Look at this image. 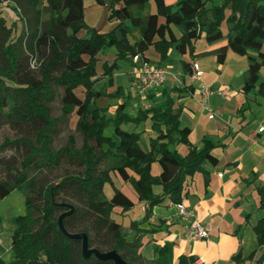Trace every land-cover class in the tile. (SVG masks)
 <instances>
[{
	"label": "trees",
	"instance_id": "1",
	"mask_svg": "<svg viewBox=\"0 0 264 264\" xmlns=\"http://www.w3.org/2000/svg\"><path fill=\"white\" fill-rule=\"evenodd\" d=\"M5 1L0 0V8L10 10L14 25L8 27L0 13V127L8 125L17 137L0 142V199L21 190L25 213L12 218V258L0 264H114L94 254L84 256L82 238L69 236L78 233L86 236L88 249L115 250L126 264H156V259L147 260L140 251L144 230L137 228V222L130 223L136 235L127 239L122 226L111 217L114 207L123 212L133 207V202L114 187L111 172L130 182L138 200L147 203L146 219L151 208L166 196L175 205L181 203L186 178L201 171L206 162L217 163L211 153L215 144L207 137L200 148L191 144L190 129L181 127L180 109H174L166 92L164 101L139 108L135 115L126 111L129 102L124 100L116 105L113 115L107 116V109L97 101L102 97L123 98V89L117 86L107 93L95 84L106 78V86L113 85L119 59L133 64V57L138 55L148 63L144 53L149 48L159 54L160 61L167 59L171 48L193 58L194 44L202 36L208 44L224 38L221 26L225 22V43L215 50L216 61L223 63L228 51L246 57L241 89L249 94L258 86V93L264 95V82L257 85L259 71L264 68V0H222L213 6L207 5L211 0H95L109 9V19L118 21L108 33H98L85 24L84 0H45L41 7L40 0ZM227 7L230 10L226 15ZM18 20L22 21L19 34ZM82 28L87 29L88 36L77 35ZM110 46L116 47L114 60L103 63L99 76L97 54ZM252 50L256 54H250ZM31 60H35V68L30 66ZM181 66L184 72L190 71L187 62L182 61ZM56 87L62 94L60 114L54 117L50 115V103ZM79 87L83 89L82 98L75 92ZM145 98L152 100L154 95L149 91ZM72 113L77 117L74 130L82 135L80 146L69 134L64 144L54 148L59 125ZM147 119L156 136L149 139L146 152L139 145V134L123 126ZM109 126L113 133L106 136L104 130ZM178 144L186 146L184 155L175 149ZM12 148L15 153L3 155ZM154 162L161 167L157 176L151 174ZM65 164L74 170L48 178ZM207 181L205 174V185ZM106 182L113 189L110 199L103 192ZM153 185H160L162 193L154 194ZM256 192L258 208L264 209V186ZM253 231L257 248L244 259L240 253L233 256L234 262L253 260L258 251L255 263L264 262V217L257 220ZM166 251L163 245L156 252ZM194 261L184 254L177 257V264Z\"/></svg>",
	"mask_w": 264,
	"mask_h": 264
},
{
	"label": "crops",
	"instance_id": "2",
	"mask_svg": "<svg viewBox=\"0 0 264 264\" xmlns=\"http://www.w3.org/2000/svg\"><path fill=\"white\" fill-rule=\"evenodd\" d=\"M201 38L194 44L195 55L193 58L187 53L181 55L174 48L169 49L165 61H160L156 51H154V57H151L148 54L151 48L144 53L145 57L149 59L148 63L164 67L172 72L163 85L151 90L154 95L152 100H147L144 97L138 98L134 90L133 95L136 98L129 100L125 89L122 88L124 97L114 98L108 103L110 105L108 113H114L117 104L128 100L131 109L129 111L126 108V111L135 115L139 108H150L154 103L164 101V92H166L173 100L174 109H180L181 127L190 129L188 139L191 144L200 148L204 137L215 144L211 153L217 158V163L215 165L209 162L204 163L201 171L195 172L193 176L187 177L185 180L181 203L192 212V216H180L176 205L166 196L160 204L151 208L150 215L144 219L147 203L138 200L136 192L127 184L128 182L122 183L123 188L119 186V182L115 183L116 173L114 176L111 174V180L114 187L133 202V207L139 204L140 212H137L136 215L134 212L130 219L131 222H137L138 229L153 230L152 233L142 234V236L148 237L151 247L154 248V253L156 248L158 250L164 244L167 248L166 255L171 254L169 261L164 263L161 261L157 264H177L176 258L181 254L192 256L195 259L201 258L202 264L253 263L258 258L260 251L253 260L245 259L240 263L234 262L233 256L240 253L241 259H244L257 248L253 226L258 219L264 217V209L258 208L259 196L256 192L258 187L264 186V120L262 122L256 120V109L264 105V95L258 93L257 86L249 94H245L241 89L248 65L246 57L233 54L229 56V53L232 52L228 51L225 61L218 63L214 52L225 43V39L208 44ZM206 59L213 64L214 74L213 71L211 74V71L205 70L207 69L204 66ZM228 59L231 60L230 64H233L234 67H228ZM182 61L189 64V72L183 71ZM193 63H196L202 71L201 77L194 80L190 77ZM132 67L133 64L130 63L124 71L127 85L131 79ZM262 69L264 68L259 71L261 75L264 73ZM116 77L113 72V85L106 86L107 93L113 92L117 86H120L117 85ZM101 79L107 85V79ZM203 85L214 90V93L205 97L201 92ZM221 88H228L229 94L220 95L217 90ZM130 89L132 90V88ZM205 104L208 108L205 107ZM130 129L139 134V145L143 151L147 152L149 139L156 136V133L151 129V121L147 119L138 125H133ZM175 149L181 155L187 151L186 146L182 144L176 145ZM160 172V165L157 162L152 163L151 174L157 176ZM130 174L137 178L133 172L130 171ZM205 174L208 176L207 185L204 182ZM152 191L159 195L162 193V188L160 185H153ZM103 192L107 199L113 195V191L107 190L104 186ZM117 208L120 209V207L113 208L111 217L122 226L127 234V239H132L136 234L134 230L130 229L125 217L120 221L112 215ZM135 208L137 209V207ZM128 213L129 210L122 214L125 216ZM137 216H141L139 221L133 219ZM194 220L209 223L206 239L194 240L186 236V232ZM2 236L3 234L0 233V243L9 247L11 235L9 237L8 234L1 240ZM143 246L144 244L141 243L142 255L150 259L149 248L146 247L142 252ZM9 254L12 256L10 247ZM155 257L156 255L153 259ZM0 261L6 262L2 258L1 250Z\"/></svg>",
	"mask_w": 264,
	"mask_h": 264
},
{
	"label": "rangeland",
	"instance_id": "3",
	"mask_svg": "<svg viewBox=\"0 0 264 264\" xmlns=\"http://www.w3.org/2000/svg\"><path fill=\"white\" fill-rule=\"evenodd\" d=\"M167 2L168 3H174L175 0H168ZM4 3H7V2L4 0ZM221 3H222V0H211V1L207 2V5L213 6V5H219ZM43 5H45V0H40L39 7H41ZM0 10H1V12H0L1 16L6 21V25L8 27L11 25V23H12V25H14L13 24L14 23V17L11 15L10 10L7 8H4V7L2 9L0 8ZM229 10H230L229 7H227L225 10L226 15L229 13ZM152 11H154V7H153ZM140 14H141V12L135 13V15H140ZM47 17H48L47 14L43 15V19H46ZM84 21L88 27L94 28L98 33H108L118 24V21L116 19H114V18L109 19V9L105 6H101L100 4H97L95 2V0H84ZM160 21H162V19H160ZM126 24H129V22L126 21ZM221 27H222V30L224 33L223 39H225V36L227 33V24L225 22H222ZM21 28H22V21L18 20L16 22V29H17L16 33L17 34H19L21 32ZM134 34L137 35L136 32H134ZM77 35L79 37H86V36H88V31L86 28H82L81 30H79ZM202 38H203V36H202ZM202 38H201V40H203ZM130 40H132V38ZM262 51H264V46H262ZM250 52L255 54V52L253 50ZM115 53H116V47L115 46H110V47L104 48L100 52H98L97 61H96V71L98 72V74L102 73V65L104 62H108L110 64L114 60ZM148 54L151 57H154V55H155L154 49L151 48L149 50ZM229 54H230L229 56H231V54L236 55L233 52L229 53ZM229 59H230V57H229ZM230 61L231 60H229L228 67H231V66L234 67L233 64H230ZM204 63H205L204 66L207 68L205 70L211 71V74L213 71V74H214L215 71L212 70L213 64L210 62V60L206 59ZM129 65H130V62H128L127 60L119 59L118 60V66L119 67H118V69H116L114 71V75L117 76L116 77L117 85H120V86H122L123 89H125V91L127 93L126 96L129 98V100H132V99L135 100L136 97L133 95L135 90L132 88V86L130 84L131 79L129 81V85H127L126 77H124V71L127 68V66H129ZM262 72H264V69H262ZM101 80L102 79H99V81L96 82L95 88L100 89L103 87L106 89V83H103V81H101ZM261 82H264V73H262V75H261V73H259V81H258L257 85H259V83H261ZM130 88H132V90ZM75 92L80 98L83 97V89L81 87L77 88ZM61 94H62V89L56 87L54 89V99L50 103V115L51 116L55 117V116H58L60 114V96H61ZM136 96L138 98L141 97L139 95H136ZM110 100H112V99H109L107 97H102L97 101V103L100 107L107 109V111H106L107 116H110L113 113V112L108 113V109L110 106V105H108V103ZM132 104H133V102H132ZM127 109L128 110L131 109V106H129ZM256 111H257V113H256L257 119L256 120L258 122H262V120H264V105H262L261 107H258L256 109ZM76 120H77L76 115L74 113H72L69 117H67L65 123H61L59 125L58 132L55 134V136L53 138L52 146L54 148H58L59 146L64 144L66 142V138L69 134L74 135V137L76 139V146L77 147L80 146V144L82 142V135L79 132L74 130ZM132 126L133 125H131V124H126L123 126V128L128 130V131H131L130 128H132ZM112 133H113V128L111 126L107 127L104 130V135H106V136H110V135H112ZM15 137H17V134L8 125L3 124L0 127V142H2L5 138L13 139ZM13 153H15V148L6 149L3 152V155L9 156L10 154H13ZM65 170L66 171H73L74 167L72 165L65 164V165L61 166V168L53 170L48 175V178L54 179L55 177L62 175ZM111 174H112V176L115 175L114 172H111ZM114 177H115L114 178L115 183L118 184V182H119V186L121 188H123L122 183L124 181L121 179V177L118 174ZM2 178H3V175L0 172V179H2ZM127 184L132 187L130 182H128ZM104 187H106L107 190L111 189L113 191L112 186L109 182H106L104 184ZM138 206H139V204L135 205L131 210L128 209L129 213L125 216H123V214H122L125 211L123 212L121 210V208L120 209L117 208L116 211L112 215L114 217H116L117 219H119L120 221H122V219L125 217L128 225H130V223H131L130 217H132L133 213L135 212V215H136L137 212L138 213L140 212L138 210L139 209ZM135 207H137V209ZM120 210H121V212H120ZM24 213H25L24 194L21 190L15 189L8 196L4 197L3 199H0V233L3 234L1 240H3L4 236H6L8 234L10 237V235L12 233V229H13L12 218L17 216V215H22ZM140 218H141V216H137L133 219L139 221ZM152 232H153V230L144 229V232L140 234V243L144 244V246L142 247V252L145 250L146 247H148L149 251H150V255H151L150 259H148L146 257H144V258H146L147 260H153L154 255H156V257H155V259L157 261L156 264L160 263L161 261H162L161 263H164L165 261L166 262L169 261L171 258V254L166 255L167 251L165 252V254L164 253L159 254L158 252L154 253V250H153L154 248L151 247V243H149L148 237L142 236V234H150ZM247 244H248V242H247ZM163 245L164 244H162V246ZM9 247H8V245H4V244L0 243V248H1L0 250L2 252V258L6 262H8L12 258V256L9 254ZM155 250L157 251V248ZM176 261H177V258H176ZM247 264H256V263L255 262H253V263L248 262Z\"/></svg>",
	"mask_w": 264,
	"mask_h": 264
},
{
	"label": "built area",
	"instance_id": "4",
	"mask_svg": "<svg viewBox=\"0 0 264 264\" xmlns=\"http://www.w3.org/2000/svg\"><path fill=\"white\" fill-rule=\"evenodd\" d=\"M133 67L131 70V81L130 84L132 88L135 90V93L141 97L147 95V93L151 90H154L159 85H163L167 78L172 75V72L164 67L153 65L147 62H143L140 56H134L133 59ZM35 60H31L30 66L35 68ZM192 73L190 75L191 79H198L202 75V71L199 69L196 63L192 64ZM202 94L207 97L214 93V90L209 88L208 86L203 85L201 87ZM217 92L226 96L229 94L228 88H221L217 90ZM205 107L208 108L207 104ZM177 212L180 216L183 217H191L192 212L187 210L182 203L176 205ZM209 223L208 222H200V221H192L190 224L186 236L190 239L201 240L206 239L208 237ZM194 264H202L201 258H196Z\"/></svg>",
	"mask_w": 264,
	"mask_h": 264
},
{
	"label": "water",
	"instance_id": "5",
	"mask_svg": "<svg viewBox=\"0 0 264 264\" xmlns=\"http://www.w3.org/2000/svg\"><path fill=\"white\" fill-rule=\"evenodd\" d=\"M72 237L82 238V253L84 256H89L90 254H94L99 259H111L114 264H126V262L118 255L115 250L107 251V252H99L96 249H88L87 248V240L86 236L82 233L70 235Z\"/></svg>",
	"mask_w": 264,
	"mask_h": 264
}]
</instances>
